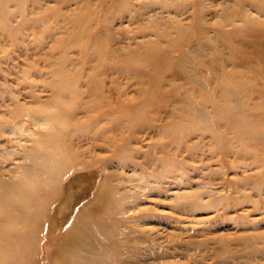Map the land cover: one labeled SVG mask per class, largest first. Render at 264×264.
I'll use <instances>...</instances> for the list:
<instances>
[{"label":"rangeland","instance_id":"374dc122","mask_svg":"<svg viewBox=\"0 0 264 264\" xmlns=\"http://www.w3.org/2000/svg\"><path fill=\"white\" fill-rule=\"evenodd\" d=\"M54 127L99 135L61 141L99 178L23 217L25 259L57 263L99 183L102 264H264V0H0V181Z\"/></svg>","mask_w":264,"mask_h":264},{"label":"bare ground","instance_id":"6f19581e","mask_svg":"<svg viewBox=\"0 0 264 264\" xmlns=\"http://www.w3.org/2000/svg\"><path fill=\"white\" fill-rule=\"evenodd\" d=\"M69 111L67 105L60 106V114ZM68 132V128L54 127L45 136L47 148L42 150L39 147L33 153L34 166L31 165V169L25 171L24 177L11 182L0 181L2 205L8 210L6 218H0V229L5 232L0 234V264H44L37 259V256L32 258L29 256L25 259V255L31 252L33 234L27 228L29 222L24 221L23 217L28 213L42 211L43 205L49 203L51 194L58 187L59 179L69 168L80 166L93 176L94 181H98L99 167L94 168L92 161L77 157L73 147L77 146L79 149L86 147L88 154L99 150V135L94 137L91 135L90 138L95 139L87 142V136ZM65 136L74 138L70 143L74 146L68 145L66 148L61 143ZM106 176L108 178L110 174ZM106 186L107 184L102 185L101 190H104ZM90 197L91 195H88V198ZM99 204L108 205L111 202L99 193L98 183L95 195L89 199L83 212L80 211L73 219L69 218L62 224L65 225L68 220L71 221L67 232L58 238V245L54 250L58 259L56 264H102L101 257L103 258L104 247L108 242L99 240ZM25 210H27L26 213ZM58 229L57 226L51 227L52 231ZM15 244L17 246H14Z\"/></svg>","mask_w":264,"mask_h":264}]
</instances>
